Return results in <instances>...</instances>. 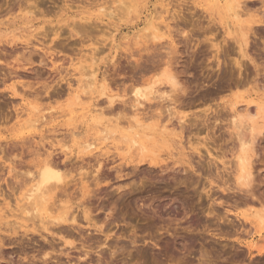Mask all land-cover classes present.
Instances as JSON below:
<instances>
[{"label": "rangeland", "instance_id": "obj_1", "mask_svg": "<svg viewBox=\"0 0 264 264\" xmlns=\"http://www.w3.org/2000/svg\"><path fill=\"white\" fill-rule=\"evenodd\" d=\"M121 1L134 9L125 13L120 0H0V264H264V226L247 221L264 209V127L252 146L250 192L236 184L238 138L249 141L251 120L264 126L257 115L264 104V0H243L248 13L254 9L243 22L247 57L219 23L224 14L205 10L209 0ZM162 71L175 77V88L157 83L134 110L133 91ZM248 110L249 119L234 126ZM130 112L155 136L144 156L129 141ZM88 143L94 148L84 150ZM42 160L59 164L69 182L55 191L52 208L72 207L85 234L99 239L95 249L79 224L62 225L73 232L63 238L56 227L49 235L39 224L34 232L12 224L25 217L21 194ZM84 213L107 234L88 226Z\"/></svg>", "mask_w": 264, "mask_h": 264}, {"label": "bare ground", "instance_id": "obj_2", "mask_svg": "<svg viewBox=\"0 0 264 264\" xmlns=\"http://www.w3.org/2000/svg\"><path fill=\"white\" fill-rule=\"evenodd\" d=\"M134 1V0H133ZM132 1V2H133ZM126 1H121L120 0V5H122L123 7L121 8V6H120V8L121 9H123V10H125V13H127L126 11L128 10H130L131 8L132 9H134V5L133 6H129V3H125ZM223 3V5L221 4V8L219 7V3ZM264 2V1H263ZM207 4H206V7H205V10L206 11H208L209 12V14H211V12H213L214 11V13L215 14H217V16H220L219 18H221L222 16V14H224V18H221V21L219 22V23H221L222 24V28L224 29V32L226 33V35L227 36H232V40H234V44H236V46L238 47L237 49H238V51L242 54V56L243 57H247V55H246V52H245V47H247V44H248V39L250 38V37H248V31L246 32L245 30V27L243 26V22H244V20H245V22H246V18H248V16H247V14H249L250 12H251V10L252 11H254V9L251 7V8H249V6H248V10H250V12L248 13V11H247V9L245 8V2H243V0H209L208 2H206ZM262 2H261V0H260V4H261ZM135 4V3H134ZM264 3H262L261 5H263ZM139 6V5H138ZM247 7V6H246ZM262 7V6H261ZM245 8V9H244ZM136 9H137V7H136ZM202 9H203V7H202ZM100 10H102V12H104L103 11V9L102 8H100ZM99 10V11H100ZM131 11V10H130ZM252 13V12H251ZM256 13V12H255ZM110 14H112V13H110ZM129 14H130V12H129ZM128 14V15H129ZM173 14V13H172ZM29 15V14H28ZM109 14H107V16H108ZM127 15V16H128ZM255 15V14H254ZM111 16V15H110ZM125 16H126V14H125ZM247 16V17H246ZM253 16V15H252ZM258 16H259V14H258ZM246 17V18H245ZM256 17V16H255ZM262 17V16H261ZM163 18V17H162ZM171 18H173V17H171ZM216 18V17H215ZM245 18V19H244ZM253 18H254V16H253ZM168 19V18H167ZM166 19V20H167ZM214 19V18H213ZM223 19V20H222ZM251 19V18H250ZM262 19V18H261ZM264 19V18H263ZM172 20V19H171ZM211 20V19H210ZM255 20H256V18H255ZM248 21V20H247ZM254 22V21H253ZM256 22V21H255ZM254 22V23H255ZM259 22V21H258ZM262 22H264V21H262ZM261 22V23H262ZM256 24V23H255ZM74 25V24H73ZM152 25V27H150V28H152L154 31H153V34H152V36H153V38L154 39H156V40H159L160 41V39H161V37H159L155 32H156V30H157V28H155V26H153L154 24H151ZM167 25H168V23H167ZM76 26H77V24H76ZM150 26V25H149ZM166 26V25H165ZM159 27V26H158ZM160 29V28H159ZM256 29V28H255ZM149 30V29H148ZM254 30V29H253ZM170 31V30H169ZM172 31V30H171ZM164 33V32H163ZM250 36V35H249ZM146 38V37H145ZM153 38L151 37L150 39H152L153 40ZM160 38V39H159ZM10 41V40H9ZM9 41H8V43H9ZM7 42V41H6ZM156 42V41H155ZM10 43H11V41H10ZM136 43V41H134V44ZM7 44V43H6ZM12 44V43H11ZM248 47H249V44H248ZM235 65H236V68H237V70L239 69V68H241V65H240V62H235ZM254 65V64H253ZM137 66H138V64H137ZM160 66V65H159ZM162 69V68H161ZM145 70V69H144ZM242 70V69H241ZM172 73V72H171ZM95 75V74H94ZM93 76V75H92ZM154 76V75H153ZM156 76V75H155ZM154 76V77H155ZM152 78V77H151ZM150 78V79H151ZM150 79H148V82L147 83H149L150 82ZM157 83H166V84H168L169 85V87H171V88H175V86H176V80H175V77H173V75H170V74H168L166 71H162L161 72V74H159V76H156L155 77V80L151 83V84H149V85H147V86H145V87H141V88H136L134 91H133V100H134V103H132V106H133V108H134V110H136V107H139V106H142V104H144V102L146 101L147 102V100H150V96H152L153 94H154V91H155V86H156V84ZM13 86V85H12ZM158 86V85H157ZM14 87H15V85H14ZM17 88V87H16ZM160 90V89H159ZM176 90V89H175ZM177 91V90H176ZM17 93H19V92H17ZM59 93V92H58ZM57 94V93H56ZM156 94V93H155ZM155 96V95H154ZM155 98V97H154ZM257 99V98H256ZM109 100V104H110V106H111V102H112V99H108ZM107 100V101H108ZM252 102H254V101H252ZM261 102V101H260ZM161 103V102H160ZM262 103H264V102H262ZM131 104V103H130ZM252 104V103H251ZM258 104H259V102H258ZM261 104V103H260ZM149 105V104H148ZM163 105V104H162ZM249 105V104H248ZM146 106V105H145ZM234 107V106H233ZM232 107V108H233ZM256 107V106H255ZM230 108V107H229ZM229 108H228V110H229ZM235 108V107H234ZM248 108V107H247ZM246 108V109H247ZM125 109H126V107H125ZM132 109V108H131ZM148 109V108H147ZM256 109V108H255ZM110 110H112V108H110ZM115 110V109H114ZM143 111L145 110V109H142ZM167 111V110H166ZM166 111H164L165 112V114L167 115V113H166ZM230 111V110H229ZM131 112L133 113V111L131 110ZM131 112H130V114H131ZM139 113L141 112V111H138ZM168 112V111H167ZM114 113V112H113ZM142 113V112H141ZM235 113V111H234V109H232V114H234ZM253 113V112H252ZM254 113H256V112H254ZM116 114H118V113H115V115ZM129 114V115H130ZM147 114V112L145 113V115ZM168 114H170V113H168ZM236 114V113H235ZM234 114V115H235ZM41 115H43V114H41ZM132 116H131V121L133 122V124L132 123H129V125H128V128H126V129H129L128 131H130V133H131V136H130V139H129V141L131 142V144L135 147V148H137L138 149V151H139V155L141 154L142 156H144L145 155V153L146 152H148L149 153V151H147V148L149 147H146V145L145 144H147V142H149V143H151L152 141V138H154V137H152V135L151 134H153L152 132H148L149 130H151V127L149 126V125H146V124H144V122L143 121H141V119H140V117H139V115L137 114V113H135V114H131ZM151 115V114H150ZM248 115H251V114H249V110L245 113V114H242V115H238V117L237 118H233V120H232V124L234 125V126H236V125H238V124H241L242 123V119H244V118H248L249 116ZM253 115V114H252ZM257 115L258 116H260L261 118H262V121H263V123H264V104H261V105H257ZM40 116V115H39ZM44 116V115H43ZM43 116H41L40 118L41 119H43ZM119 116V115H118ZM144 116V115H143ZM147 116V115H146ZM145 116V117H146ZM152 116V115H151ZM150 116V117H151ZM157 116V115H156ZM156 116H154L155 118H156ZM170 116V115H169ZM171 116H172V114H171ZM128 117H130V116H128ZM128 117H127V120L129 121V119H128ZM150 117H148V118H150ZM159 117H161V116H159ZM159 117H157L155 120H159ZM181 117V116H180ZM183 117V116H182ZM236 117V116H235ZM17 119L19 118L18 117V115H17V117H16ZM148 118H146L147 120L146 121H149L148 120ZM153 118V117H152ZM166 118H167V116H166ZM170 118V117H169ZM20 119V118H19ZM37 119V118H36ZM35 119V120H36ZM115 119H117V118H115ZM119 119V118H118ZM143 119V118H142ZM162 119H163V117H162ZM161 119V121H163ZM249 119V118H248ZM254 119V118H253ZM256 119V118H255ZM35 120L33 121L32 120V122L30 121L29 123H30V125L33 123V125L35 124ZM46 120V119H45ZM145 120V119H144ZM152 120V119H151ZM154 120V121H155ZM245 120V119H244ZM25 121H27V119L25 120ZM41 121V120H40ZM113 121L115 122V120L113 119ZM126 121V120H125ZM130 121V122H131ZM145 121V122H146ZM249 121V120H248ZM258 121V120H257ZM120 122V121H119ZM123 122V121H122ZM121 122V123H122ZM156 122V121H155ZM160 122V121H159ZM164 122H165V120H164ZM163 122V123H164ZM170 122V121H169ZM231 121H229V123H230ZM250 122V121H249ZM41 123V122H40ZM177 123V122H176ZM180 123V122H179ZM178 123V124H179ZM183 123V121H181V123L180 124H182ZM247 123V122H246ZM262 123V122H261ZM126 124V123H125ZM150 124V123H149ZM168 124V123H167ZM167 124H163V127H162V129H163V131L165 132L168 128H167ZM172 124V123H171ZM170 124V125H171ZM179 124V125H180ZM244 124V123H243ZM32 125V126H33ZM39 125V124H38ZM120 125V124H119ZM124 124H122L121 126H123ZM242 125V124H241ZM40 126V125H39ZM38 126V127H39ZM108 126V125H107ZM115 126V125H114ZM120 126V127H121ZM126 126V125H125ZM172 126V125H171ZM244 126V125H243ZM250 126V125H249ZM109 127V126H108ZM111 127V126H110ZM109 127V128H110ZM173 127V126H172ZM172 127H170V128H172ZM178 126H176V128H177ZM183 127V125L181 126V128ZM245 127V126H244ZM262 127H264L263 126V124H260V125H258L254 120L252 121L251 120V126H250V128H251V137H250V139H249V141H244V140H242V139H240V138H238L239 139V152H238V154L236 155V161H237V167H238V171H239V173H238V175H237V178H236V180H237V185H239L240 187H241V189H242V191L243 192H245V193H248V192H250V185H251V180H252V165H251V161H253V159H251V157H252V152H253V148H252V146H253V143H254V141H255V139L257 138V136L258 135H262V131H263V128ZM27 128H28V126H27ZM30 128H31V126H30ZM34 128V126L32 127V129ZM107 129V130H110V129ZM112 128V127H111ZM124 128V129H125ZM169 128V129H170ZM180 128V127H179ZM180 128V130H182ZM80 129V128H79ZM123 129V130H124ZM153 129V128H152ZM234 129V128H233ZM246 129H248V128H246ZM114 130V129H113ZM155 130V129H154ZM157 130V129H156ZM175 130H177V132H178V129H175ZM235 130V129H234ZM106 131V130H105ZM116 131V130H115ZM135 131V132H134ZM108 132H110V131H108ZM132 132L134 133V134H132ZM182 132V131H181ZM181 132H179V133H181ZM250 132V131H249ZM74 133V132H73ZM123 133V132H122ZM124 133H126V132H124ZM128 133V132H127ZM150 133V134H149ZM163 134V133H162ZM164 134H166V133H164ZM178 134V133H177ZM240 134V133H239ZM154 135H156V134H154ZM125 136V138H126V136L127 135H124L123 134V137ZM129 136V135H128ZM157 136V135H156ZM159 136V135H158ZM174 136V135H173ZM235 136V135H234ZM139 137V138H138ZM180 137V136H179ZM238 137V136H237ZM236 137V138H237ZM128 138V137H127ZM127 138L125 139V140H127ZM167 138V137H166ZM173 138V137H172ZM171 138V139H172ZM141 141H140V140ZM143 139V140H142ZM150 139V140H149ZM168 139V138H167ZM169 139H170V137H169ZM156 140H160L159 138L157 139L156 138ZM166 140V139H165ZM174 140V139H173ZM163 141V140H162ZM169 141V140H168ZM160 142V141H159ZM165 142V141H164ZM94 143V142H93ZM129 143V142H128ZM158 143V142H157ZM157 143L156 144H154V146L155 145H157ZM160 144H162V142L160 143ZM165 144V143H164ZM238 144V143H237ZM85 147H84V150H90V149H93L94 148V144H92V143H88V144H83ZM148 145V144H147ZM163 145V144H162ZM167 145V144H166ZM153 146V147H154ZM64 147V146H63ZM153 147H151V148H153ZM155 147H157V146H155ZM162 147V146H161ZM160 147V148H161ZM163 147H165V146H163ZM136 149V150H137ZM149 149V148H148ZM155 149V148H154ZM83 150V151H84ZM150 150H152V149H150ZM137 151V152H138ZM156 151V150H155ZM157 151H160L161 152V150H157ZM152 152V155H153V153H156V152H154L153 150L151 151ZM160 154V153H159ZM156 155V157H157V154H155ZM141 156V157H142ZM147 156V155H146ZM234 157V156H233ZM155 158V157H154ZM159 158H160V156H159ZM235 158V157H234ZM54 159V158H53ZM142 159V158H141ZM157 159H158V157H157ZM140 162L139 163H141L142 161L141 160H139ZM42 163H41V165L39 166V168L36 170L37 172H35L36 173V175L35 174H33V178L32 179H30L31 180V182H30V184L27 186V185H25V186H27L26 187V189H25V187H24V189H25V191H24V193L23 194H21L22 195V198H23V201H25L24 203V205H26L25 207H24V205L22 204V206H21V208H22V210H20V208H18L19 209V211L20 212H22L23 213V215L25 216L24 217V219H27V220H24V219H22V221L20 222V223H14L15 222V220H14V222L13 221H11V223L13 224V225H19V226H15L16 227V230L17 229H19V231H20V229H23V228H27L28 229V226H30V230H34V231H36L35 230V226H36V224L38 225V227H36V229L37 228H39L40 229V227H41V230H42V232L43 231H45V232H47L49 235H52V234H54V232H52V230H50V229H52L53 227H56L55 229H57L56 231L59 233V235H60V237L63 235V233H66V234H64V235H68V236H71L72 234H73V232H71L70 233V230L68 231V229L66 230L65 229V227L63 228H61V226L62 225H67L68 224V227H69V225L71 226V227H73L72 229H75L76 227L77 228H80V226L77 224V216H73L74 214H71L73 211H72V207H70V209L68 208V207H66V206H63V209H60L59 210V207L58 206H56V207H58V209H56V210H54V208H56V207H54V208H52L53 207V205H55L54 203H52V202H55V201H52V199H54V194H56L57 193V191H58V189H62V186L64 185V187L69 183H67V182H65V183H67V184H65L64 183V176H62V175H64V173L63 174H60L59 173V171L57 170V168H58V166H59V164L57 165V167H54V165H55V163L53 164L52 162H50V160L48 161V160H42L41 161ZM153 163V162H152ZM151 163V164H152ZM102 162L100 163L99 161H98V163L96 164V167H95V171H96V174L98 173L97 171L98 170H100V167H102ZM95 165V164H94ZM153 165V164H152ZM236 165V164H235ZM61 167V166H60ZM138 167V166H137ZM236 167V168H237ZM59 170H61V169H59ZM92 172H93V169L91 170ZM34 173V172H33ZM62 173V172H61ZM31 174V173H30ZM95 176V175H94ZM93 176V177H94ZM32 177V176H31ZM96 177V176H95ZM97 178H98V176H97ZM94 179V178H93ZM95 180V179H94ZM94 180H92V181H94ZM97 180V179H96ZM26 181V180H25ZM91 181V182H92ZM98 181V180H97ZM87 182V181H86ZM85 182V183H86ZM28 183H29V181H28ZM86 185H88L87 183H86ZM95 185V184H94ZM69 186V185H68ZM238 186V187H239ZM96 187V186H95ZM239 187V188H240ZM85 188H87V187H85ZM64 189H66V188H64ZM83 189V188H82ZM241 189H240V191H241ZM57 190V191H56ZM93 190V189H92ZM91 190V191H92ZM1 191V190H0ZM55 191H56V193H55ZM62 191H64L63 189H62ZM66 191V190H65ZM62 193V192H61ZM64 193V192H63ZM88 194V193H87ZM1 195V194H0ZM3 195H4V193H3ZM59 196L61 195V194H58ZM63 195V194H62ZM61 195V196H62ZM89 195H90V193H89ZM89 195H88V198H89ZM57 196V195H56ZM58 197V196H57ZM22 198H21V200H22ZM86 198H87V196H86ZM88 198H87V200H88ZM90 198H91V195H90ZM4 201V200H3ZM52 201V202H51ZM89 201V200H88ZM83 202V201H82ZM88 203V202H87ZM9 204V203H8ZM1 206V205H0ZM60 208H62V207H60ZM85 208V207H84ZM3 209V208H2ZM0 210H1V208H0ZM51 210H53V212L51 211ZM70 211H72V212H70ZM17 212V211H16ZM70 212V213H69ZM1 213V212H0ZM6 213V212H5ZM4 213V214H5ZM12 213V212H11ZM19 213V212H18ZM7 214V213H6ZM71 214V216H70V219H69V215ZM85 214V213H84ZM2 215V214H1ZM13 214H11V216H12ZM79 215V214H78ZM89 215V214H88ZM88 215L87 214H85V216H84V220H86V222H87V225L88 226H90L91 225V227L94 229V231H97L98 233H102L103 234V231L105 230V228H104V230H102V226H100V225H98L97 227L94 225L95 223H92V224H90V221H89V219H91V218H89V217H91V216H89L88 217ZM6 216V215H5ZM81 216V215H80ZM249 216V218L247 219V221H248V224L249 225H253L252 227L254 228V226H256L257 224H258V226L259 225H261V226H264V209L263 210H258V211H255V212H252V213H250V215H248ZM3 218H4V216H2ZM1 217V218H2ZM7 217V216H6ZM76 217V218H75ZM79 217V216H78ZM21 218H23V217H21ZM77 219V220H76ZM93 219H95V218H93ZM1 220V219H0ZM6 220V219H5ZM246 220V219H245ZM2 221V220H1ZM0 221V222H1ZM34 221H37V223L36 222H34ZM77 221V222H76ZM16 222H17V220H16ZM95 222H97V221H95ZM5 223V222H4ZM7 223V222H6ZM28 223V224H27ZM103 223V222H102ZM11 224V225H12ZM34 224H35V226H34ZM256 224V225H255ZM3 225V224H2ZM7 225H9V223L7 224ZM10 225V226H11ZM103 225H105V224H103ZM107 225V224H106ZM76 226V227H75ZM86 226V225H85ZM2 227H4V225L2 226ZM6 227H8V226H6ZM14 226H13V228L12 229H14L15 228ZM51 227V228H50ZM70 227V228H71ZM75 227V228H74ZM87 227V226H86ZM1 228V227H0ZM69 228V229H70ZM8 229H11L10 227H8ZM7 229V230H8ZM28 229V230H29ZM81 229H82V226H81V228H80V231H81ZM90 229V228H89ZM7 230L5 231V232H7ZM29 230V231H30ZM32 230V231H33ZM38 230V229H37ZM79 230V229H78ZM84 229H82V231L81 232H83V234H85V230L83 231ZM92 230V229H91ZM27 231V230H26ZM26 231H23L22 230V232L24 233V232H26ZM31 231V232H32ZM33 231V232H34ZM80 231H78V232H80ZM87 231H88V229H87ZM108 231V230H107ZM9 232H11V230L9 231ZM37 232H41V231H37ZM41 232V233H42ZM76 232H77V230H76ZM109 232V231H108ZM27 233H28V231H27ZM57 233V234H58ZM104 233H106V230L104 231ZM12 234V233H11ZM13 234H14V232H13ZM34 234V233H33ZM78 234V233H77ZM80 234V233H79ZM82 234V233H81ZM86 234H88V233H86ZM85 234V235H86ZM92 234V233H91ZM91 234H90V236H91ZM107 234V233H106ZM109 234V233H108ZM111 234H113V233H111ZM16 235V234H15ZM41 235V234H40ZM45 235V234H44ZM47 235V234H46ZM45 235V236H46ZM85 235L83 236L84 238H85ZM249 235V234H248ZM260 235V234H259ZM43 235H41V237H42ZM48 236V235H47ZM68 236H66V237H68ZM76 236V235H75ZM87 236V235H86ZM89 235L87 236V238L86 239H84L85 241H89L90 243H87V247H88V249H93L94 248V245H95V243L97 244V243H99L100 241H99V239L97 238V240L98 241H96V238H93V236H92V238L90 237ZM104 236V235H103ZM111 236V235H110ZM44 237V236H43ZM73 237V236H72ZM82 237V236H81ZM82 237V238H83ZM107 237V236H106ZM59 238V237H58ZM61 238H63V237H61ZM71 238V237H70ZM78 238V237H77ZM251 238V237H250ZM42 239H45V238H42ZM46 239H48V238H46ZM45 239V240H46ZM53 240H54V238H52ZM51 239V240H52ZM60 239V238H59ZM93 239V240H92ZM95 239V240H94ZM52 240V241H53ZM71 240V239H70ZM73 240V239H72ZM76 240V239H75ZM83 240V239H82ZM51 241V242H52ZM62 241H64V244L65 245H67V247H68V245H70V246H72V243L71 242H68V240L67 241H65V239L64 240H62ZM91 241H92V243H93V247H91ZM103 241V240H102ZM106 241H107V239L106 238H104V243H106ZM45 242V241H44ZM49 242V243H48ZM47 243H48V245H49V247L51 248V250L54 248V243H53V245L50 243V241H48ZM109 242H110V240H109ZM136 242V241H135ZM258 242H260V241H258ZM46 243V242H45ZM46 243V244H47ZM83 243V242H82ZM85 243V242H84ZM83 243V244H84ZM104 243H101V244H99L98 246H96V247H98V248H100L101 246H102V244H104ZM108 243V242H107ZM256 244H257V240H255V238L253 237L252 238V240L250 241V246L247 248V249H254V248H256L255 246H256ZM48 245H47V247H48ZM101 245V246H100ZM105 245V244H104ZM109 245V244H108ZM112 245V244H111ZM263 245V244H262ZM42 246V245H41ZM84 246V245H83ZM248 246V245H247ZM246 246V247H247ZM63 247H66V246H63ZM85 247V246H84ZM90 247V248H89ZM108 247V246H107ZM254 247V248H253ZM42 248H44V247H42ZM41 248V249H42ZM49 248V249H50ZM115 248V247H114ZM257 248H259V247H257ZM45 249V248H44ZM47 249V248H46ZM90 249V250H91ZM95 249V248H94ZM109 249H110V247H109ZM251 249H250V251H251ZM43 250V249H42ZM48 250V249H47ZM54 250V249H53ZM96 250H98L97 248H96ZM46 251V250H45ZM84 251H86V252H84L85 254L86 253H91V251L90 252H88L87 251V249L85 250L84 249ZM99 251V250H98ZM249 251V252H250ZM47 252V251H46ZM45 252V255H47L48 253H46ZM54 252V251H53ZM258 252V251H257ZM262 252V251H261ZM260 252V253H261ZM100 253V252H99ZM263 253V252H262ZM60 254V253H59ZM62 254V253H61ZM85 254H84V256H85ZM98 254V253H97ZM67 255V254H66ZM87 255V254H86ZM259 255H261V254H259ZM83 256V257H84ZM99 259H101V258H99Z\"/></svg>", "mask_w": 264, "mask_h": 264}]
</instances>
